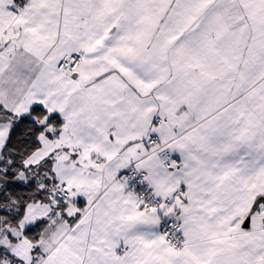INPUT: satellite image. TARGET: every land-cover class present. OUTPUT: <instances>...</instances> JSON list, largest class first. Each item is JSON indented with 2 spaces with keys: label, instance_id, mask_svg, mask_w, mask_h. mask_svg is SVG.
<instances>
[{
  "label": "snow or ice",
  "instance_id": "snow-or-ice-1",
  "mask_svg": "<svg viewBox=\"0 0 264 264\" xmlns=\"http://www.w3.org/2000/svg\"><path fill=\"white\" fill-rule=\"evenodd\" d=\"M0 264H264V0H0Z\"/></svg>",
  "mask_w": 264,
  "mask_h": 264
}]
</instances>
